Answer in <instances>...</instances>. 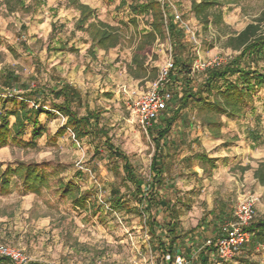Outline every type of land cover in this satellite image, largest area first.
<instances>
[{
  "label": "rangeland",
  "instance_id": "obj_1",
  "mask_svg": "<svg viewBox=\"0 0 264 264\" xmlns=\"http://www.w3.org/2000/svg\"><path fill=\"white\" fill-rule=\"evenodd\" d=\"M30 1L25 0L26 4ZM69 1L47 0L29 13H8L0 0V74L12 72L20 84L31 86H57L53 79L58 78L79 89L86 95L88 107L101 115L112 145L127 156L141 178L148 179L153 142L128 108L135 81L126 72L135 49L133 41L148 29L146 18L138 17L137 24H131L127 8L119 6L121 0H79L94 9L98 20L118 28L123 36L117 48L107 52L95 50L93 55L88 52L91 42L87 34L76 30L78 12ZM161 1L186 26L184 40L192 62L219 58L222 65L226 64L239 55L225 47L227 37L250 24L259 25L264 35V0H218L222 25L208 29L190 13L191 0ZM53 26L56 32L51 34ZM58 40L67 45L66 49L53 50ZM70 47L75 52H70ZM171 52L168 41H157L147 63L159 69ZM262 67L264 60L258 64V68ZM0 92L7 97L6 88H0ZM254 95V113L247 110L243 118H220L221 138L211 137L192 113L189 140L200 139L202 146L191 143L193 149L185 150L181 157L203 153L215 162V169H202L195 159L189 166L178 161L170 166L177 196L190 205L181 210L184 231L212 210L215 200L225 202L233 211L246 194L256 199L254 220L264 219V186L254 179L257 168H264V90H257ZM13 121L12 117L8 119L10 124ZM39 121L53 137L65 119L42 115ZM247 129H256L250 135L261 136L250 137ZM256 138L259 140L255 141ZM30 140L31 127L27 126L20 141ZM37 144L36 149L13 143L0 148L2 171L17 163H34L47 164L59 173L52 179L51 189H42L38 195L26 192L15 178H9L10 192L0 194V244L19 250L29 262L43 264H160L154 248L156 242L151 240L149 244L136 213L115 214L109 208L112 188L127 196L128 193L121 170L115 171V163H108L105 158L103 140L77 143L67 132L54 140L43 136ZM95 150L99 151L98 156H94ZM57 181L78 187L80 194H85L90 211L76 209L56 194ZM93 209L98 212L92 213ZM238 259L237 256L224 264H240ZM250 262L264 264V248L257 250Z\"/></svg>",
  "mask_w": 264,
  "mask_h": 264
},
{
  "label": "trees",
  "instance_id": "obj_2",
  "mask_svg": "<svg viewBox=\"0 0 264 264\" xmlns=\"http://www.w3.org/2000/svg\"><path fill=\"white\" fill-rule=\"evenodd\" d=\"M46 0H31L26 4L25 0H3L8 13H29L41 7ZM79 12V18L75 24L77 30L87 34L91 45L89 52L96 49L108 51L121 44L123 36L118 28L98 20L95 11L78 2L70 3ZM126 5L121 1V7ZM221 4L218 0H191L190 13L194 19L204 28L222 25ZM129 13L132 16L130 22L137 24L136 18H146L148 30L141 33L137 39L131 62L127 66V73L134 79L143 78L148 73V80L155 81L158 69L150 68L147 72L145 66L147 55L152 46L159 40L168 41L171 53H173V86L172 107L162 112L159 127L147 131V135L154 143V151L149 165V180L138 178L128 158L115 149L108 137V131L101 124L99 113L85 110L80 115L82 102L77 89L64 85L60 88L31 86L20 84V80L12 72L0 74V88L7 89V97L0 92V148L8 143H13L22 148L36 149L38 140L46 136L50 140L63 137L70 132L77 143L89 138L103 140V147L107 151V158L115 162V171L119 167L123 173V181L129 183L128 189L132 207L126 196L117 188L110 192L109 208L115 214H129L135 212L146 233L156 241V252L159 253L161 264H172L174 257L179 255L186 259L187 264H220L216 260L213 246H206L205 242L224 234L223 227L232 222L233 211L225 202L215 200L212 211L205 214L197 226L186 233H182L178 225V210L190 208L189 203L183 198L176 197L172 202L158 190L170 191L167 188L163 172L167 170L164 162L166 150H177L185 146L187 137L186 129L192 125L191 115L205 127L213 138H221L223 127L220 118H243L246 111L254 113L255 95L257 90H264V67L258 68V64L264 60V35L257 24L246 26L240 33L227 37L225 47L238 56L219 67L207 69L203 73L191 75L192 58L184 40V30L172 22L169 9L159 0H130ZM54 28V27H53ZM54 29L51 34L54 33ZM199 82L196 83V81ZM180 88V89H178ZM7 104V112L5 105ZM9 108V109H8ZM44 115L47 118H63L65 122L53 137L48 135L47 129L41 125L39 119ZM12 117L13 123L8 119ZM179 123L181 138L177 142L168 141L172 126ZM31 127V140L22 143L20 138L25 134L26 127ZM256 129H247L248 136L257 137L260 134L250 135ZM259 140L256 138L255 141ZM163 142L160 146V142ZM197 144V141L194 140ZM175 152V151H174ZM99 153L95 150L94 156ZM204 169H215V162L203 153H195ZM188 159H184L187 162ZM119 164V165H118ZM58 171L47 164L17 163L14 168L7 166L2 171L0 166V194L10 192V179L15 180L26 192L38 195L42 189L50 190L52 179L58 176ZM254 179L264 186V168L260 165L254 172ZM55 192L62 198L71 202L74 208L84 212L90 211L86 203L85 194H80L78 187L70 182L55 183ZM161 203H164V211L169 218L168 222L157 223L155 215ZM178 206L180 207L178 209ZM96 214L98 210L93 209ZM245 230L250 234V240L238 255L240 264H254L250 257L259 249L264 248V219L253 220ZM189 245V246H188ZM168 257V260H166ZM237 257V256H236ZM0 264H12L9 259L0 258ZM28 264H43L29 262Z\"/></svg>",
  "mask_w": 264,
  "mask_h": 264
},
{
  "label": "built area",
  "instance_id": "obj_3",
  "mask_svg": "<svg viewBox=\"0 0 264 264\" xmlns=\"http://www.w3.org/2000/svg\"><path fill=\"white\" fill-rule=\"evenodd\" d=\"M159 2L168 6L159 0ZM172 22L186 32V26L183 24L179 15H172ZM222 60L213 58L209 61H194L191 67V75L203 73L207 69L219 67ZM173 57L170 53L169 58L158 69L157 79L153 81L145 91H131L129 95L128 108L134 120L140 128L147 133L154 123L172 102V91L174 90L173 78ZM256 199L253 195H244L233 211L232 222L224 225V234L215 239L209 238L206 246H213L215 249L216 260L220 264L232 261L246 246L250 240V234L245 228L255 218ZM0 258L9 259L12 264H28L29 260L17 249L0 244ZM168 260V258H166ZM138 264V263H135ZM172 264H187L185 258L177 255Z\"/></svg>",
  "mask_w": 264,
  "mask_h": 264
},
{
  "label": "crops",
  "instance_id": "obj_4",
  "mask_svg": "<svg viewBox=\"0 0 264 264\" xmlns=\"http://www.w3.org/2000/svg\"><path fill=\"white\" fill-rule=\"evenodd\" d=\"M47 1V0H46ZM46 1H45V3H46ZM122 1V0H121ZM123 1H125L126 2V5L124 6V7H126L127 8V10H128V12H129V9H128V4L130 3H128L126 0H123ZM78 2H79V0H78ZM191 2V1H190ZM44 3V4H45ZM71 0L69 1V5L71 6V7H73L74 8V6H72L71 4ZM80 4H82V5H84V6H87V5H85V4H83V3H81V2H79ZM43 4V5H44ZM120 5V4H119ZM87 7H89V6H87ZM90 9H92L91 7H89ZM75 9V8H74ZM168 9V8H167ZM76 10V9H75ZM93 11H94V9H92ZM77 11V10H76ZM189 11H190V8H189ZM78 12V11H77ZM130 14V13H129ZM170 15H171V13H170ZM131 16V15H130ZM172 16V15H171ZM78 18H79V12H78ZM131 18H132V16H131ZM78 20V19H77ZM77 22V21H76ZM76 24V23H75ZM54 27V26H53ZM54 29V31L56 32V29H55V27L53 28ZM52 29V30H53ZM77 30V29H76ZM148 30V29H147ZM147 30H145V31H147ZM79 31V30H78ZM52 32V31H51ZM80 32H82V31H80ZM144 31H142V33H143ZM86 34V33H85ZM140 35V34H139ZM139 35H138V37H139ZM157 41H159V40H156V42ZM134 42V45L136 46V43H137V39L136 40H134L133 41ZM155 42V43H156ZM154 43V44H155ZM91 45V44H90ZM66 44L65 43H62V42H60L59 40L57 41V44H56V47L53 49L54 51H61V50H64V49H66ZM154 46V45H153ZM152 46V47H153ZM117 48V47H116ZM89 49H90V47H89ZM115 49V48H114ZM69 50H70V52H75L74 51V49H73V47H70L69 48ZM96 50H98V49H96ZM110 50H112V49H110ZM151 50H152V48H151ZM100 51H103V50H100ZM109 51V50H108ZM89 52V51H88ZM94 52H95V50L94 51H92V54L94 55ZM103 52H107V51H103ZM89 53H91V52H89ZM151 54L149 53L148 55H147V58H146V62H145V66L147 67V72L150 70V68H155V67H152V66H150L149 65V63H147V60H148V58H149V56H150ZM132 58V57H131ZM131 58H130V62H131ZM130 64V63H129ZM128 64V65H129ZM127 65V66H128ZM127 72V71H126ZM127 75L133 80V81H135V83L132 85L133 86V89H134V91H145L146 89H148V87L150 86V84L153 82V81H150V80H148V73L146 74V76L145 77H143V78H139V79H134L133 77H131L128 73H127ZM53 82H55L56 84H57V86H47V87H52V88H60V87H62V86H64V85H69V86H71V87H73V88H75V89H77L76 87H74L73 85H71V84H67V83H64V82H62V81H60L58 78H55V79H53ZM144 82V84L143 85H141V83H143ZM198 82H199V80H198ZM43 86H45V85H43ZM46 87V86H45ZM178 89H180V88H178ZM78 90V92H79V94H80V98H81V102H82V107H81V110L80 111H83L84 112V114H85V110H86V108H88V110L89 111H94V110H91L89 107H88V103L85 101V99H86V95H83L82 93H81V91L79 90V89H77ZM172 107V102L169 104V106L167 107V108H171ZM94 112H96V111H94ZM96 113H98V112H96ZM83 114V115H84ZM82 115V116H83ZM100 115V114H99ZM101 116V115H100ZM161 116L162 115H160V117L157 119V121L154 123V125L152 126V128L150 129L151 131H154V130H156L158 127H159V124H160V119H161ZM101 124H102V117H101ZM102 125H104V124H102ZM192 125H193V123H192ZM192 125L189 127V128H187L186 129V133H187V137H186V139H185V146H183L182 148H180V149H177V150H166V156H165V158H164V162H165V164H166V166H167V170H165L164 172H163V176H164V178H165V180H166V186H167V188H169V187H172V190H170V191H165V190H158V193L160 194V195H164V197H166L168 200H171L172 202H174V200H175V196H174V194L176 193V197H178L177 196V191H178V189H177V186H176V184H175V178L173 177V175H171V173H170V166L172 165V164H174V162H176V161H178L179 163H181V164H186V165H188L189 166V163L192 161V160H194V154L195 153H197V152H194V153H192V155H190V156H185V157H181V154L185 151V150H187V149H193V148H191V143L192 144H195L194 143V140L195 141H197V144H196V146L198 147H201L202 145H201V142H200V139H192V140H189V136H188V133H189V130L192 128ZM104 127L106 128V126L104 125ZM107 129V128H106ZM107 131H108V129H107ZM174 131V133L172 134V132ZM182 131H181V128H180V125H179V123H176V124H174L173 126H172V128H171V130H170V133H169V136H168V141H170V142H177L178 140H179V138H181V133ZM108 137H109V132H108ZM149 137V136H148ZM110 138V137H109ZM84 140H91V139H89V138H85V139H83L82 141H84ZM111 140V139H110ZM151 140V139H150ZM153 142V141H152ZM162 141L160 142V146L162 145ZM112 144V143H111ZM114 147V146H113ZM115 148V147H114ZM115 149H117V148H115ZM118 150V149H117ZM104 151H105V158L108 160V163H110L111 161L107 158V151L104 149ZM119 151V150H118ZM153 151H154V143H153ZM175 151V152H174ZM99 152V151H98ZM121 152V151H120ZM122 153V152H121ZM123 154V153H122ZM99 155V154H98ZM97 155V156H98ZM153 155V154H152ZM127 157V156H126ZM152 158V157H151ZM184 159H188L187 160V162H184ZM129 160V159H128ZM195 160H197V159H195ZM198 161V160H197ZM130 162V161H129ZM151 162V161H150ZM112 163H115V162H112ZM131 164V163H130ZM116 165V164H115ZM119 165V164H118ZM133 167V166H132ZM202 168V167H201ZM119 169H120V167H119ZM203 169V168H202ZM121 170V169H120ZM133 170H134V168H133ZM121 173H122V171H121ZM134 173L138 176V178H141L136 172H135V170H134ZM150 175V174H149ZM122 177H123V173H122ZM141 179H144V178H141ZM144 180H149V177H148V179H144ZM124 182V181H123ZM124 184H125V188H126V190H127V193H128V196L126 195V194H124V193H121V194H123L124 196H126V198L128 199V200H130L131 201V197H130V193H129V190L128 189H131L132 188V186L129 184V183H126V182H124ZM130 186V187H129ZM114 188H116V187H114ZM114 188H112V189H114ZM111 189V190H112ZM118 189V188H117ZM111 190H110V192H111ZM119 190V189H118ZM110 196V195H109ZM178 198H182V197H178ZM184 199V198H183ZM185 200V199H184ZM164 206H165V204L164 203H161V205H160V208L159 209H157L158 211H157V214L155 215V219H156V222L157 223H163V222H168L169 221V218H168V216H167V213L164 211ZM180 207L178 206V209H179ZM182 208H185V207H182ZM182 208H180V210H178V225H179V228H180V230L182 231V233H186V232H188L189 230H191V229H193V228H195L196 226H197V224H198V222L200 221V219L204 216H202L199 220H198V222L196 223V225L194 226V227H192L191 229H189V230H186V231H184L183 229H182V227H181V222H180V219H181V210H182ZM187 209V208H186ZM189 209V208H188ZM210 211H212V210H210ZM209 211V212H210ZM234 211V210H233ZM203 212H205L204 210H203ZM208 212V213H209ZM207 214V213H206ZM139 218V217H138ZM140 220V219H139ZM142 224H143V222H142ZM143 228H144V226H143ZM224 228V227H223ZM145 229V228H144ZM145 233H146V230H145ZM146 235H147V237H148V239L150 240L149 241V244H150V242H151V240H154V239H152L147 233H146ZM208 238H210V237H208ZM155 241V240H154ZM156 242V241H155ZM189 246V245H188ZM156 247V245H154V248ZM156 252V251H155ZM156 253H158V252H156ZM240 254V253H239ZM238 254V255H239ZM237 255V256H238ZM166 258H168V257H166ZM161 264V263H160Z\"/></svg>",
  "mask_w": 264,
  "mask_h": 264
}]
</instances>
